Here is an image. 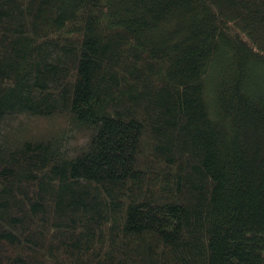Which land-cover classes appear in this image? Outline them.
Here are the masks:
<instances>
[{
	"label": "trees",
	"instance_id": "1",
	"mask_svg": "<svg viewBox=\"0 0 264 264\" xmlns=\"http://www.w3.org/2000/svg\"><path fill=\"white\" fill-rule=\"evenodd\" d=\"M0 264H264V0H0Z\"/></svg>",
	"mask_w": 264,
	"mask_h": 264
},
{
	"label": "rangeland",
	"instance_id": "2",
	"mask_svg": "<svg viewBox=\"0 0 264 264\" xmlns=\"http://www.w3.org/2000/svg\"><path fill=\"white\" fill-rule=\"evenodd\" d=\"M17 120H18V122L22 123L21 130L23 132L27 130L28 133L40 130L42 135H44L45 132H47V133L52 132L56 128L62 127L61 122H59L58 120L56 121L55 119H52V118L49 120H46V119H27V118H23L22 116H19V117H17ZM20 132H18V133L21 136L22 134ZM79 139H80V137L76 136V138L74 139L75 140L74 143H81L79 141Z\"/></svg>",
	"mask_w": 264,
	"mask_h": 264
}]
</instances>
